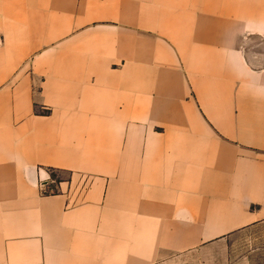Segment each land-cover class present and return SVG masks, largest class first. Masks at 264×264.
Wrapping results in <instances>:
<instances>
[{"label":"crops","instance_id":"1","mask_svg":"<svg viewBox=\"0 0 264 264\" xmlns=\"http://www.w3.org/2000/svg\"><path fill=\"white\" fill-rule=\"evenodd\" d=\"M0 264H264V0H0Z\"/></svg>","mask_w":264,"mask_h":264},{"label":"rangeland","instance_id":"2","mask_svg":"<svg viewBox=\"0 0 264 264\" xmlns=\"http://www.w3.org/2000/svg\"><path fill=\"white\" fill-rule=\"evenodd\" d=\"M54 176H56L55 173H54ZM45 191H46L47 193H54V192H57L58 189L56 188L55 185H52V186L46 188ZM219 263H221V261H220Z\"/></svg>","mask_w":264,"mask_h":264}]
</instances>
